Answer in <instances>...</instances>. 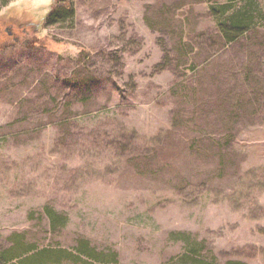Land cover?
Returning <instances> with one entry per match:
<instances>
[{
    "label": "rangeland",
    "instance_id": "374dc122",
    "mask_svg": "<svg viewBox=\"0 0 264 264\" xmlns=\"http://www.w3.org/2000/svg\"><path fill=\"white\" fill-rule=\"evenodd\" d=\"M55 1L0 0V264H264V0Z\"/></svg>",
    "mask_w": 264,
    "mask_h": 264
},
{
    "label": "trees",
    "instance_id": "16d2710c",
    "mask_svg": "<svg viewBox=\"0 0 264 264\" xmlns=\"http://www.w3.org/2000/svg\"><path fill=\"white\" fill-rule=\"evenodd\" d=\"M54 6L46 16V25L55 24L64 21L66 18L71 17L74 14L73 3L71 0H56ZM214 14L219 18L218 27L223 35V38L227 41H233L239 35H241L246 29H248L247 21L248 16L244 13L225 14V6H218L213 8ZM246 17V18H245ZM247 19V20H246ZM53 215V213H51ZM54 216V215H53ZM54 218L51 217V220ZM47 250L40 251L37 254L32 255L29 264H39L47 257ZM31 256V255H28ZM231 264H242L241 262L232 261Z\"/></svg>",
    "mask_w": 264,
    "mask_h": 264
}]
</instances>
